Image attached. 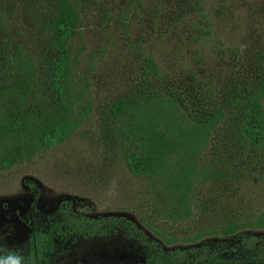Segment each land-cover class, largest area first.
Wrapping results in <instances>:
<instances>
[{"label":"rangeland","instance_id":"rangeland-1","mask_svg":"<svg viewBox=\"0 0 264 264\" xmlns=\"http://www.w3.org/2000/svg\"><path fill=\"white\" fill-rule=\"evenodd\" d=\"M249 1H74L82 23L73 40V75L84 92L78 100L92 102L93 108L63 143L50 148L32 143L28 158L0 168V237L8 251L25 252L33 206L50 216L62 204L93 220L115 219L167 252L227 240L233 235L219 232L227 222L238 224V232L264 237V154L239 145V109L228 106L264 68V30L246 31L249 23L233 19V9L226 18L218 13L222 6ZM55 2L0 0V67L2 48L11 55L22 51L34 77L25 111H39L52 100L47 92L51 52L43 23ZM209 23L212 35L200 34L198 29ZM241 45L246 47L241 50ZM146 56L157 63V76L143 72ZM8 83V74L0 71V90ZM119 98L155 103L163 114L172 112L188 123L214 107L226 110L201 157L220 174L195 183L189 217H170L172 201L163 183L128 172L122 155L125 142L108 117ZM16 141L14 135L0 137V156ZM56 249L54 259L61 264L106 260L94 243L69 248L57 244Z\"/></svg>","mask_w":264,"mask_h":264},{"label":"trees","instance_id":"trees-1","mask_svg":"<svg viewBox=\"0 0 264 264\" xmlns=\"http://www.w3.org/2000/svg\"><path fill=\"white\" fill-rule=\"evenodd\" d=\"M74 1L56 0L43 23L47 48L51 52L47 92L52 100H48L45 108L24 110V99L30 95L34 81L30 66L26 67L28 56L22 51L11 55L1 50L0 71L8 74L9 83L0 90V137L14 135L17 141L0 156V168L28 158L32 143H35L33 147L43 148L63 143L90 117L93 104L78 100L84 92L73 75V40L82 23ZM231 9L233 19L242 17L247 25L249 23L246 31L254 32L260 26L264 30V0H252L231 8L222 6L218 13L226 18ZM213 30L211 23L198 29L204 36H211ZM256 62L262 64L261 60ZM142 70L147 75L159 74L151 56L145 57ZM228 106L239 109L236 132L239 145L264 154L263 67L257 72L256 80L238 97L229 100ZM163 113L155 103L144 105L141 100L125 98L114 100L108 109L116 135L125 142L122 155L128 172L133 176H152L163 183L172 201L169 215L178 220L191 214L188 201L195 183L206 182L220 174L213 166L203 163L201 157L213 130L227 113L222 107H214L193 123L186 122L183 116H172V112ZM239 229L238 224L227 222L219 231L225 236L233 235L227 240L206 243L189 251L167 252L155 240L132 234L115 219L93 220L75 213L65 204L54 214L42 216L33 206L31 232L22 254L29 264H61L54 259L57 244L69 248L94 243L101 247L98 256L106 259L105 263L98 264H264V237L238 232Z\"/></svg>","mask_w":264,"mask_h":264},{"label":"clouds","instance_id":"clouds-1","mask_svg":"<svg viewBox=\"0 0 264 264\" xmlns=\"http://www.w3.org/2000/svg\"><path fill=\"white\" fill-rule=\"evenodd\" d=\"M246 47L241 45V50ZM0 264H29V261L20 251H8L6 247V242L3 237H0Z\"/></svg>","mask_w":264,"mask_h":264}]
</instances>
